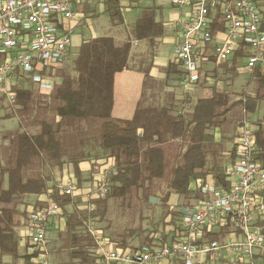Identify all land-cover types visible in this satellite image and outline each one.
I'll return each mask as SVG.
<instances>
[{
  "label": "built area",
  "instance_id": "2783aa9c",
  "mask_svg": "<svg viewBox=\"0 0 264 264\" xmlns=\"http://www.w3.org/2000/svg\"><path fill=\"white\" fill-rule=\"evenodd\" d=\"M107 0H0V103L14 105L16 89L30 81L42 92L53 89L46 76L58 69L72 46L71 26L81 14L77 6L103 4ZM174 9H186L180 22L176 61L183 73L180 85L199 81L214 41L215 64L231 62L241 47L244 71L264 69V0H170ZM218 28L212 35V27ZM69 25V26H66ZM248 48V50H247ZM44 73V74H42ZM254 131L243 125L236 138L234 162L225 171L228 187L196 180L190 190L199 199L180 211L181 229L168 243L136 250L110 243L99 232L95 264H202L203 260L231 264H264V166L257 160ZM88 187L90 198L103 199L116 174L114 162ZM59 195L76 196L73 181L57 187ZM60 208L49 202L32 211L27 220L29 264H49L44 254L47 224ZM217 235V240H208ZM220 237V238H219Z\"/></svg>",
  "mask_w": 264,
  "mask_h": 264
},
{
  "label": "crops",
  "instance_id": "0c3cea01",
  "mask_svg": "<svg viewBox=\"0 0 264 264\" xmlns=\"http://www.w3.org/2000/svg\"><path fill=\"white\" fill-rule=\"evenodd\" d=\"M106 9L107 6L104 3L76 7V11L81 14L82 18L77 25H70L72 27L70 52L75 51L76 53L82 43L94 38L111 37L119 46L130 43L128 69L114 76L111 116L117 120H131L138 108H166L173 116H178L177 113L180 112L181 117L188 122L200 100H210L215 96L221 97L215 108V115L220 119V123L215 127H205L203 133L211 137L210 142L202 144L204 150L202 169L196 167L193 171L201 174L202 177L191 181L192 183L200 180L205 183L213 180L217 183V176L224 177L226 169L233 160L232 152L238 124H235L238 121L235 116L239 115L240 119L241 114L231 108L237 100L244 102L245 96L254 98L259 94L255 75L244 71L243 62L237 65H234L232 61L225 65L215 64L212 54L215 44L213 41L207 51L209 59L202 64L199 70V81L183 88L180 85L182 77L176 61V50L180 40V22L184 19L186 9H174L170 0H120L121 25L112 24ZM145 9H151L154 13V21L163 25L162 36L154 40H137L134 37L135 23ZM49 93H43V95L46 96ZM241 110L245 115L243 108ZM5 113L11 114L10 111H3L0 108V189L3 190L8 188V176L5 170L14 163L16 156V136L23 133L36 135L39 132L33 124L25 129L16 112L10 117H4ZM247 115H250L255 122L253 128L258 136L264 138V98L257 103L254 113ZM56 121L58 122V118ZM137 134L141 136L142 130L138 129ZM177 143H179L178 147L175 145ZM167 146L177 147L182 160L181 165H183L184 154L190 146L189 136L168 141L160 147L164 150ZM96 154L98 157H94ZM94 164L104 168L113 164V161L103 155L102 151L97 150L89 159L78 161L76 164L78 178L75 175L73 162L66 160L63 161L62 166L56 165L55 167L43 160L28 170L27 176H23V179L34 178L33 176L39 173L40 176L37 178L45 180V191L41 194L20 196L14 200L12 207L15 213L13 222L17 223L14 227L18 239L17 258L13 259L9 254L0 253V264L29 263L30 254L26 239L29 214L52 202L51 191L57 190L60 184L70 180L77 181L80 185L77 186L76 197H79L81 201L86 200L90 178L93 177ZM228 185L227 181L219 186L226 188ZM73 208H75L73 203L63 207L64 210L69 209L70 211ZM78 209H86V205ZM58 216L48 221L46 243L51 242L58 233L67 229L66 217ZM80 244H86L85 239L81 238ZM165 264L183 263L171 261ZM202 264L231 263L203 260Z\"/></svg>",
  "mask_w": 264,
  "mask_h": 264
},
{
  "label": "trees",
  "instance_id": "16d2710c",
  "mask_svg": "<svg viewBox=\"0 0 264 264\" xmlns=\"http://www.w3.org/2000/svg\"><path fill=\"white\" fill-rule=\"evenodd\" d=\"M104 4L107 6L106 11L112 24L121 25L120 0H107ZM217 28L218 24L215 23L211 30L212 35ZM162 31L163 25L154 21L153 11L145 9L135 23L134 37L137 40H154L162 36ZM130 47L129 42L121 46L117 45L111 37L94 38L82 43L72 62V74L60 73L61 83L52 89L53 94L50 99L56 104L53 115L55 119L58 118V122L43 120L38 122L39 132L36 135L23 133L16 136L14 163L5 170L8 176V188L0 189L1 254H9L13 259L17 258L18 239L14 232L17 223L13 222L15 213L12 207L14 200L20 196L41 194L45 191V180L41 178L24 180L23 171L36 158L39 159L38 163L43 160L51 161L57 166H62L64 160L69 161L63 153L60 141L66 119L100 121L97 141L95 136H87L86 140L79 137V145H85V151L88 150L86 146L88 148L90 146V152L81 154V159H89L97 150L102 151L106 157L114 159L116 174L111 178L109 196L115 197H124L132 189L142 188L145 182L162 177L165 164L164 153L160 146L188 135L190 146L184 154V163L174 169L169 188L179 196L194 194L189 189L190 183L202 175L193 171L196 167L202 169L204 160L202 144L210 142L211 138L203 132L205 127L210 126L212 120L217 118L215 108L221 97L200 100L188 122L181 116H173L166 108H138L131 120L114 119L111 116L114 76L128 69ZM245 55L246 50L241 47L232 60L233 64H241ZM252 74L257 79L259 94L254 98L245 96L242 108L247 114L254 113L257 103L264 98V69H256ZM30 98L31 93L22 89L16 90L15 103L22 110H27ZM138 129L142 130L141 136L137 134ZM255 137L261 149L257 160H262L264 166V138H260L258 133H255ZM78 161H73L77 178L79 177L76 168ZM217 179L221 182L223 180L219 176ZM50 198L53 203L62 207L72 203L73 199L59 195L58 190L51 191ZM75 216L67 217L66 226L69 232L75 225L73 221ZM90 216L92 214L87 212L84 216L85 220ZM215 238L214 235H208L209 240ZM31 257L32 255L29 260Z\"/></svg>",
  "mask_w": 264,
  "mask_h": 264
},
{
  "label": "rangeland",
  "instance_id": "374dc122",
  "mask_svg": "<svg viewBox=\"0 0 264 264\" xmlns=\"http://www.w3.org/2000/svg\"><path fill=\"white\" fill-rule=\"evenodd\" d=\"M75 54V51L70 52L69 50L63 64L58 69L49 72V74L46 75L48 76V79L54 82V87L55 85L61 83L60 73L72 72V62L75 58ZM180 76H183L182 72H180ZM240 81H242V78H240ZM21 89L31 93L27 110H22V108L19 105H16V103L14 105H10L5 100H3V102L0 103L1 110L7 112L10 111L11 113H5L4 117L15 115L14 112H16L19 121L23 124L25 129H27V127L32 124L35 128L39 129L38 122L43 120L50 122L54 120L56 121L53 115V110L56 104L53 103L52 99H50L51 95L53 94V90L50 91L49 95L45 96L43 95L44 92H42L30 81H23V83L19 84L16 90L19 91ZM254 89L255 88L253 87V90ZM242 99H244L243 96ZM242 102L243 100H237L231 108L234 109L235 112L238 111L241 114L240 119L239 115L235 116L238 118V121L235 122V124L238 123L236 127L237 135L240 128L243 125L248 124L252 127L255 137L256 131L253 128L255 122L252 120L250 115H247L246 113L244 115L242 112L241 109L243 107L242 105L244 104ZM177 115L181 116V113L178 112ZM55 123H57V121ZM65 123L66 125L62 127V136L60 139L63 153L65 154V157L71 162L76 160L82 161L81 154L83 155V153L86 154L87 152H90V146L89 148L86 146L88 150L85 151V145H79V137H81L83 140H86L85 137L87 136H95L97 141L100 121L96 119H66ZM219 123V118L213 119L211 125H208V127H215ZM13 140L14 139H12V141ZM255 143L256 148L259 149V155L261 149L257 145L256 137ZM178 144L179 143L175 145L178 147ZM176 146H167L163 150L165 169L162 177L145 182L142 188L132 189L130 193L124 197L109 196L110 191L107 194L108 196L106 195L103 200H95L94 198H90L91 193H87V199L84 201H81L79 197L69 196L70 198H73L72 203L75 207L71 211L69 209L64 210L63 207L65 206L62 207L60 204H58L60 208L59 215L66 217V219L69 215H72L73 217L75 214H78L75 216V218H73L75 225L71 222L74 225L71 232H69L68 229H65L63 230L64 232L62 231V233H58L57 237L51 242H45L46 244L44 245V254L48 263L95 264L94 251L96 250L97 245L94 240L95 234L93 232L96 231L100 232V235L103 238H106L110 243H114L119 247L132 250H136L141 247H158L164 245V243H168L169 240L173 239V237L181 229L180 211L182 212L183 209L194 205L199 199V196H196L195 194H189L187 196L176 195L169 188L174 169L182 164L181 157L179 156L180 153ZM232 153L233 160L231 164L235 160L234 149ZM110 159L114 162L115 169V161L112 158ZM38 162V158L34 159L31 164L23 171V176L26 177L28 170ZM259 162L263 164L262 160H259ZM49 165L52 167L56 166V164L51 161L49 162ZM94 167V176L99 175L102 173L101 171L107 169V167L101 168L100 165L95 164ZM39 176L40 174L38 173L33 177L37 178ZM219 178H223V180L221 179V182L217 179V183L214 181L216 185H218V182L219 185H221L228 181L226 179L225 173L224 177L221 175ZM90 179L91 182L89 186L92 184L93 177ZM73 182L76 188H78L77 186H80L77 181ZM166 195H168L167 198ZM150 198L154 199L153 203L150 202ZM85 205L86 209H78L82 208L83 206L85 207ZM87 212H90L92 216L85 220L84 216ZM214 237L216 238L212 240L218 239L217 235H214ZM81 238L85 239L86 244H80Z\"/></svg>",
  "mask_w": 264,
  "mask_h": 264
},
{
  "label": "water",
  "instance_id": "95a60500",
  "mask_svg": "<svg viewBox=\"0 0 264 264\" xmlns=\"http://www.w3.org/2000/svg\"><path fill=\"white\" fill-rule=\"evenodd\" d=\"M150 202L153 203L154 202V199L153 198H150Z\"/></svg>",
  "mask_w": 264,
  "mask_h": 264
}]
</instances>
